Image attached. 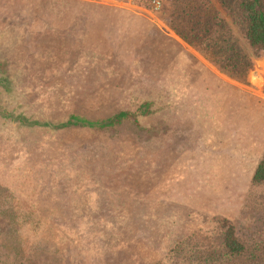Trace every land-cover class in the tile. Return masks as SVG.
<instances>
[{
	"label": "rangeland",
	"instance_id": "obj_1",
	"mask_svg": "<svg viewBox=\"0 0 264 264\" xmlns=\"http://www.w3.org/2000/svg\"><path fill=\"white\" fill-rule=\"evenodd\" d=\"M110 7L124 15L103 9ZM136 15L158 32L136 43L137 51L135 43H123L124 32L130 34L126 23ZM92 21L122 43H88L82 51V32L95 26ZM174 23L171 0H0V111L30 124L135 114L108 129L57 131L0 116V187L7 190L0 192L14 203L16 216L31 222L23 232L28 241H17L18 258L9 249L11 238L2 237V264H215L210 255L220 252L221 238L214 218L233 221L245 243L264 244V190L250 193L264 145H247L258 158L254 163L243 159L246 153L220 151L227 146L219 131L224 119L204 121L199 109L202 103L219 109L208 102L217 98L197 92L188 102L177 93L178 87L211 86L209 75L196 72L202 61L250 97L264 99V54L251 51L232 25L253 61L246 79H232L183 41ZM185 68L188 78L179 75ZM147 102L155 105L141 116ZM203 146L216 148L217 160L232 155L231 186L219 185L218 167L202 169L212 172L202 191L186 185L179 164L190 158L203 163ZM194 234L174 259L171 251Z\"/></svg>",
	"mask_w": 264,
	"mask_h": 264
},
{
	"label": "trees",
	"instance_id": "obj_2",
	"mask_svg": "<svg viewBox=\"0 0 264 264\" xmlns=\"http://www.w3.org/2000/svg\"><path fill=\"white\" fill-rule=\"evenodd\" d=\"M171 1L175 16L173 28L176 34L189 45L206 53L212 59V63L232 79H246L253 68L252 57L243 49L232 25L239 29L251 51L258 55L264 54V0ZM226 16L231 19L232 23L227 20ZM150 109L151 104L145 103L139 108V113L141 116H147L150 114ZM0 116L21 126H43L57 131L73 128L108 129L135 114L124 112L104 121H92L71 115L64 121L46 124L35 122L30 124L29 119L23 115L15 116L7 111H0ZM0 189L7 191L2 187ZM255 190H264V156L252 177L250 193ZM11 198L14 197L11 195ZM13 205L7 195L0 192V250L7 246L2 239L6 234L11 238L9 249L16 255L14 257L18 258L17 255L20 254L21 249L17 241L23 239L28 241L23 232L31 230V222L22 213L16 216L17 211ZM213 222L221 238L220 252H213V255H210V259L215 264H259L263 262L264 244L249 245L242 241L238 236L236 225L227 218H214ZM197 235L199 234H194L179 243L171 251L172 257L180 259L183 247L185 248L190 239Z\"/></svg>",
	"mask_w": 264,
	"mask_h": 264
},
{
	"label": "crops",
	"instance_id": "obj_3",
	"mask_svg": "<svg viewBox=\"0 0 264 264\" xmlns=\"http://www.w3.org/2000/svg\"><path fill=\"white\" fill-rule=\"evenodd\" d=\"M111 8L112 7L103 9L111 11V15L113 14V16L116 15V12L123 13L119 12L117 9ZM132 17L133 18L129 17L130 19L126 23L127 26H129V29L127 31H129L130 34L124 32L128 40H125V42L123 43H129L130 46H132V43H135L133 49H136L137 51L136 43H148V41H150V39H153L158 32H154L155 26L151 22L147 21L145 17H140L137 15ZM130 21L133 22L132 25H130ZM96 22L92 21V24L95 26L89 27L85 32H82L80 40L82 51H85L86 47L89 48L91 46L88 43H122L118 41H111L112 34L106 35L105 33H102L103 30ZM166 36L168 37L169 35L166 34ZM188 59L189 57H187L186 60L190 61L189 63L191 64V60ZM193 64L195 63L193 62ZM195 66H198L195 68L198 69L196 72L203 71L204 75H209L210 80L212 81L211 86L209 84L208 86H206L205 84L200 83L198 86L194 84L191 88H187L184 90L178 87V95L181 97L189 96L188 102H192L190 99L195 102L192 95L195 96L197 92L205 96L214 95L217 99H209L208 102H212L211 104L213 105V107L214 105H218V107L220 108L217 110H213L212 106H209L208 108L206 103L205 105H203L202 103V105L199 107L200 119H203L204 121H209L213 118H217L220 121H223L222 118L224 119V122L220 124L219 131L221 132V137L225 139L224 144H226L227 146L226 149L222 148L220 149V151L225 152L227 155H229V151H240L241 153L247 154V158L245 157V155H243V159L250 160L252 161V163L256 162L258 158L254 157V155L251 153V147H249L247 151L245 150L247 148V145H260L261 149L263 148L264 99H261V96H258L255 93V96L250 97L247 91L248 89L238 88L237 84L231 82L226 76L220 74L219 72L210 70L209 66L202 65V61H198ZM187 69L185 68L184 72L180 73L179 75L186 74V76L184 77L188 78L189 74L192 73L190 70L187 72ZM193 72H195L194 69ZM182 82L183 85L188 84V80L186 79H183ZM179 86H181V84ZM250 102H252V106L249 104ZM147 103L151 104V108H153V106L155 105L153 104V102ZM204 128L206 127L204 126ZM205 133L208 134L209 131ZM238 146L240 147V149L238 148ZM202 148L203 151H201V158H203V163H198L197 158H190V160H183L182 163L179 164L180 168H182L186 173L183 176H186L187 181L190 182V184L185 182L186 185L188 184L189 186H192V190L202 191L204 188V181L209 180V178L205 177H209L212 173L205 171L202 172V169L218 167L219 170L217 174V180L220 179L219 185L224 184V186H231V181H227L226 175L228 171L229 174L232 175V171L230 170V168L232 167L227 163L228 159L232 160V155L218 158V160H220L219 165L210 164L211 161H218L217 158H214L215 156L212 153V151L216 150V148H211V146H203ZM244 166H247V164H244L243 167ZM183 171H179L176 175H181ZM195 177H197L198 180L195 179ZM207 184L208 182H205V186H207ZM213 190H216L215 184Z\"/></svg>",
	"mask_w": 264,
	"mask_h": 264
}]
</instances>
